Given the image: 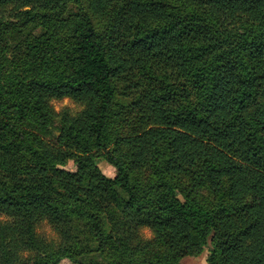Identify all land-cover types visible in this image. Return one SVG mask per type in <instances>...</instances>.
Segmentation results:
<instances>
[{"label": "trees", "instance_id": "1", "mask_svg": "<svg viewBox=\"0 0 264 264\" xmlns=\"http://www.w3.org/2000/svg\"><path fill=\"white\" fill-rule=\"evenodd\" d=\"M204 248L264 264V0H0V264Z\"/></svg>", "mask_w": 264, "mask_h": 264}, {"label": "rangeland", "instance_id": "2", "mask_svg": "<svg viewBox=\"0 0 264 264\" xmlns=\"http://www.w3.org/2000/svg\"><path fill=\"white\" fill-rule=\"evenodd\" d=\"M53 106L56 110H59L63 106H68L71 108H74L75 105L69 100V99H61V100H53L52 101ZM97 164L99 168L102 170V172L107 176H113L115 174V169L113 166L108 164L103 159H98ZM65 169L74 170L75 165L72 161H69L65 166ZM38 232L45 235L47 238H54L55 235L53 231L49 228V226L46 223H42L38 227ZM143 234L145 236H149V232L145 229L143 230ZM207 256H208V250L207 248H204L203 251L195 256H186L182 259L183 264H208L207 262ZM60 264H71L68 260L63 259L61 260Z\"/></svg>", "mask_w": 264, "mask_h": 264}]
</instances>
